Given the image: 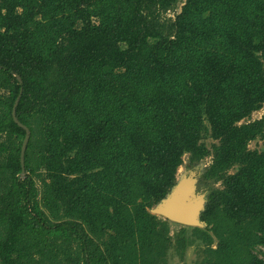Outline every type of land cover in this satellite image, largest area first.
<instances>
[{"label": "trees", "instance_id": "1", "mask_svg": "<svg viewBox=\"0 0 264 264\" xmlns=\"http://www.w3.org/2000/svg\"><path fill=\"white\" fill-rule=\"evenodd\" d=\"M185 155L219 186L173 239L150 209ZM195 242L197 264H264V0H0V264H168Z\"/></svg>", "mask_w": 264, "mask_h": 264}, {"label": "water", "instance_id": "2", "mask_svg": "<svg viewBox=\"0 0 264 264\" xmlns=\"http://www.w3.org/2000/svg\"><path fill=\"white\" fill-rule=\"evenodd\" d=\"M15 77L21 84L20 77L18 75H15ZM21 92L22 90H20V94L15 100L11 113L14 122L25 132L20 149V174L24 176V153L30 138V131L25 125L18 121L16 116V107ZM197 182L198 176L195 171L181 175L180 178L176 180L169 193L150 209V213L185 227L205 228L207 225L201 220V213L205 208L206 195L197 192Z\"/></svg>", "mask_w": 264, "mask_h": 264}, {"label": "rangeland", "instance_id": "3", "mask_svg": "<svg viewBox=\"0 0 264 264\" xmlns=\"http://www.w3.org/2000/svg\"><path fill=\"white\" fill-rule=\"evenodd\" d=\"M181 5H179L180 7ZM178 7V8H179ZM179 11V9H176V12ZM174 13L173 12H168L165 17H173ZM263 110L254 112L250 120H255L258 119L262 116ZM205 144L210 147V144L212 143V140L207 137L204 139ZM263 148V141L261 139H257L249 144V149L251 150H262ZM211 163V158L207 157L200 161L198 164L194 166H189L188 160H187V155L184 156V163L183 165L178 169L177 172V179L180 178L181 175H185L188 172L195 171L198 176V182H197V192L203 193L207 195V192L210 188L218 187L219 184H209V183H201L200 182V177L202 174L205 172V170L208 168V166ZM170 222V221H169ZM182 225L176 224L173 222H170V235L174 239V235H176ZM188 234L190 233V230H187ZM216 242L213 243V246L215 247ZM204 246L199 243L195 242L194 245L190 248L187 249V251L184 253L182 257H179L175 254L174 250L171 249L168 252L167 260L168 264H197L200 263L202 260V257L204 256L203 250ZM253 252L264 261V247L263 246H257L253 249Z\"/></svg>", "mask_w": 264, "mask_h": 264}]
</instances>
